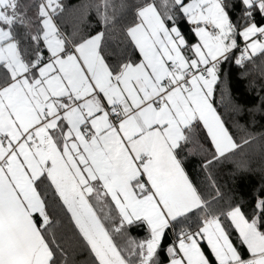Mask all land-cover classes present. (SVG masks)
<instances>
[{
  "label": "snow or ice",
  "instance_id": "6c2138e0",
  "mask_svg": "<svg viewBox=\"0 0 264 264\" xmlns=\"http://www.w3.org/2000/svg\"><path fill=\"white\" fill-rule=\"evenodd\" d=\"M0 264H264V0H0Z\"/></svg>",
  "mask_w": 264,
  "mask_h": 264
},
{
  "label": "trees",
  "instance_id": "16d2710c",
  "mask_svg": "<svg viewBox=\"0 0 264 264\" xmlns=\"http://www.w3.org/2000/svg\"><path fill=\"white\" fill-rule=\"evenodd\" d=\"M76 2H77V0H70V3H76ZM233 95L236 96V97H242V96L246 95L243 92V85H240L237 88H235L234 91H233ZM242 119H244V118H242ZM258 119H259V117H258ZM255 130L259 131L260 130L259 126H257V128Z\"/></svg>",
  "mask_w": 264,
  "mask_h": 264
}]
</instances>
